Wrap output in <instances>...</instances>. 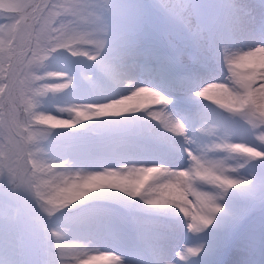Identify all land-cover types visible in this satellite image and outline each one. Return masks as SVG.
Listing matches in <instances>:
<instances>
[{
	"label": "snow or ice",
	"instance_id": "1",
	"mask_svg": "<svg viewBox=\"0 0 264 264\" xmlns=\"http://www.w3.org/2000/svg\"><path fill=\"white\" fill-rule=\"evenodd\" d=\"M97 261L264 264V0H0V264Z\"/></svg>",
	"mask_w": 264,
	"mask_h": 264
},
{
	"label": "rangeland",
	"instance_id": "2",
	"mask_svg": "<svg viewBox=\"0 0 264 264\" xmlns=\"http://www.w3.org/2000/svg\"><path fill=\"white\" fill-rule=\"evenodd\" d=\"M63 118H67V114H65V116ZM62 243L68 244L69 246H79L80 251H88L89 255H99V251H92V249H100V251H104V249L100 248L99 245H96V244L88 245V244H86L85 241L78 239L76 237H73L71 235L66 236L62 240ZM259 256H260L259 250L255 249V250H252L251 252H249L246 255L245 259L247 261H252V260L258 261ZM94 264H104V262L103 261H97V262H94Z\"/></svg>",
	"mask_w": 264,
	"mask_h": 264
}]
</instances>
